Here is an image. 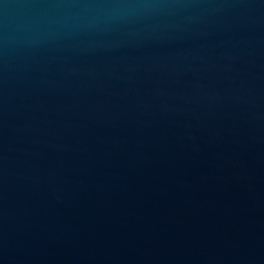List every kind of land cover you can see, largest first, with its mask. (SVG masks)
<instances>
[{"label":"water","instance_id":"95a60500","mask_svg":"<svg viewBox=\"0 0 264 264\" xmlns=\"http://www.w3.org/2000/svg\"><path fill=\"white\" fill-rule=\"evenodd\" d=\"M0 264H264V0H0Z\"/></svg>","mask_w":264,"mask_h":264}]
</instances>
